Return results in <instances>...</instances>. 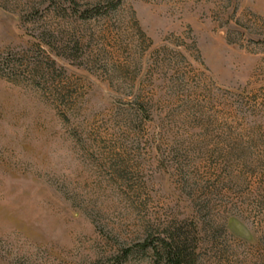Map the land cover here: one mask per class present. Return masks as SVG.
I'll return each instance as SVG.
<instances>
[{"label": "rangeland", "instance_id": "rangeland-1", "mask_svg": "<svg viewBox=\"0 0 264 264\" xmlns=\"http://www.w3.org/2000/svg\"><path fill=\"white\" fill-rule=\"evenodd\" d=\"M264 264V0H0V264Z\"/></svg>", "mask_w": 264, "mask_h": 264}, {"label": "trees", "instance_id": "trees-1", "mask_svg": "<svg viewBox=\"0 0 264 264\" xmlns=\"http://www.w3.org/2000/svg\"><path fill=\"white\" fill-rule=\"evenodd\" d=\"M167 246L168 248L165 252L167 264H191L190 258L185 260L182 252L177 247H171L170 244Z\"/></svg>", "mask_w": 264, "mask_h": 264}]
</instances>
